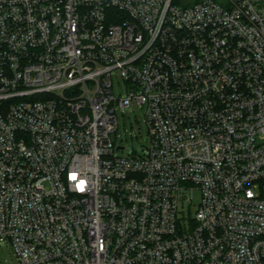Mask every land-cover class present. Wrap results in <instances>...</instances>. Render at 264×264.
<instances>
[{
	"label": "built area",
	"instance_id": "obj_1",
	"mask_svg": "<svg viewBox=\"0 0 264 264\" xmlns=\"http://www.w3.org/2000/svg\"><path fill=\"white\" fill-rule=\"evenodd\" d=\"M133 106L150 146L123 156ZM3 244L19 264H264V0H0Z\"/></svg>",
	"mask_w": 264,
	"mask_h": 264
},
{
	"label": "rangeland",
	"instance_id": "obj_2",
	"mask_svg": "<svg viewBox=\"0 0 264 264\" xmlns=\"http://www.w3.org/2000/svg\"><path fill=\"white\" fill-rule=\"evenodd\" d=\"M179 6H191L200 0H179ZM222 1V0H216ZM114 91L116 97H124L126 95L123 83H118L114 77ZM147 109L140 106H133L126 110L125 114L121 110L118 111L119 128L113 134L116 154L119 155H143L146 148L150 146V138L148 133V125L146 119ZM123 149H118V148ZM201 195L195 192L193 200V208L199 205ZM0 264H19L13 250L7 245H0Z\"/></svg>",
	"mask_w": 264,
	"mask_h": 264
},
{
	"label": "trees",
	"instance_id": "obj_3",
	"mask_svg": "<svg viewBox=\"0 0 264 264\" xmlns=\"http://www.w3.org/2000/svg\"><path fill=\"white\" fill-rule=\"evenodd\" d=\"M198 2H199V1H198ZM174 3H175V4H179L180 1H179V0H174Z\"/></svg>",
	"mask_w": 264,
	"mask_h": 264
}]
</instances>
